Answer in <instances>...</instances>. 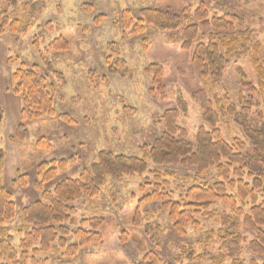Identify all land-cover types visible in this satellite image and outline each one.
Masks as SVG:
<instances>
[{
    "label": "rangeland",
    "instance_id": "obj_1",
    "mask_svg": "<svg viewBox=\"0 0 264 264\" xmlns=\"http://www.w3.org/2000/svg\"><path fill=\"white\" fill-rule=\"evenodd\" d=\"M12 1L0 0V11L9 6L10 16L15 13L16 17H25L27 0H20L17 6L11 5ZM44 1L45 10L30 21L27 34L8 32L0 36V107L4 111L0 125V150L4 153L0 162V188L13 193L18 208L13 222L0 225V236H12L19 255L24 234L32 230L23 220L22 211L41 199L36 189L40 164L74 159L66 172H60L55 180L44 185L46 190H53L61 180L77 179L102 151L140 158V148L152 145L162 133V117L168 110L180 111L177 124L195 144L202 127L210 130L203 119L197 96L200 92L208 96L219 113L231 104L240 111L245 98H250V84L258 91L255 98L264 113V90L259 86L254 66L259 58L264 67V0ZM202 4L211 16L238 17L231 33L240 35L239 44L243 43V47L237 46L231 53L223 80L217 83L200 78L193 69L192 52L182 49L179 32L161 33L147 26L141 35L124 38L118 23L124 10L137 19L140 10L154 8L178 15L189 10L190 24ZM100 16L106 19L96 25L95 19ZM60 37L69 42V51L50 50L54 40ZM201 38L199 41L207 42ZM111 55L113 59L119 56L126 61V72H111L107 64ZM34 66L55 89L56 115L27 122L29 138L19 142L13 139L25 103L15 93L13 73ZM157 67L162 72L161 91L152 82ZM243 76L247 83L243 82ZM220 118L219 129L224 140L246 142L234 119L223 113ZM219 183L224 180L219 178L217 168L200 174L195 169L156 168L151 163L149 172L143 176L126 177L121 182L109 179L99 194L83 196L71 204L76 214L62 225L69 230L67 248H59L56 243L54 249L41 253L35 261L30 259L33 257L30 252L27 264H140L148 253H156L167 264H250L254 258L262 263L264 259L249 249L255 234L244 225L243 216L235 231L243 238L239 262L229 257L222 260L227 254L221 217L236 216L225 203L212 206L214 218L206 212L196 214L198 227L190 226L183 233L175 230L164 202L155 198L142 204L155 191L166 193L173 203H180L192 187H212ZM227 191L236 197V191L228 188ZM258 200L259 204L263 203L264 196L258 194ZM237 205L247 215L253 207L251 201L243 204L237 200ZM91 219L102 220L97 231L102 242L81 247L76 233L91 230L86 224ZM211 232L214 235L208 240ZM120 238L125 241H118ZM73 246L77 248L68 251ZM6 262L3 259L0 264Z\"/></svg>",
    "mask_w": 264,
    "mask_h": 264
},
{
    "label": "trees",
    "instance_id": "obj_2",
    "mask_svg": "<svg viewBox=\"0 0 264 264\" xmlns=\"http://www.w3.org/2000/svg\"><path fill=\"white\" fill-rule=\"evenodd\" d=\"M19 1L13 0L11 5L17 6ZM36 1L34 3V0H27L24 3L23 12H27L25 17H16L15 13L10 16L9 6L3 7L0 11V36H5L8 32L27 34L30 21L41 15L46 7L44 0ZM190 13L186 9L178 15L170 11L144 8L135 19L129 10H124L119 14L118 23L123 30L124 38L141 35L147 26L161 33L179 32L182 35V49L192 52V67L199 77L210 78L216 83L221 82L231 53L238 47H243V43L239 44L240 35L237 37V33H231L238 23V17L211 16L202 4L193 15L194 22L189 24ZM105 19V16L97 17L95 24L100 25ZM201 37L207 42L199 41ZM69 49V42L62 37L54 40L50 46V50L56 53L67 52ZM110 49L113 51V48ZM257 60L254 66L258 74L259 86L264 90V67L263 64L260 65V59ZM107 64L113 73L127 71L126 61L119 56L113 59L111 55L107 59ZM158 68L152 82L161 91L162 72ZM242 80L247 83L244 76ZM13 81L16 84L15 93L21 95L25 103V108L21 112V123L16 129L13 140L24 142L29 138L27 122L41 119L43 116L56 115L54 108L56 92L37 66L30 70L16 71L13 73ZM249 86L250 98H245V105L240 111L231 104L227 109L222 108L220 112L225 117L234 119L243 131L246 142L235 139L229 143L224 140L219 129L220 113L215 110L216 107L208 96L200 92L197 96L203 111V119L210 130L202 127L196 136L195 144L189 141L187 131L177 124L181 117L180 111L168 110L162 117V133L152 145H144L140 148V158L102 151L96 162L89 169L82 171L77 179L61 180L53 190H46L44 185L55 180L60 172H66L74 159L51 160L40 164L38 167L40 179L36 182V189L40 192L41 199L22 211L23 220L32 230L24 234L19 248L21 255L13 247L12 236H0V261L6 259L7 262L3 264H27L30 252L33 256L30 259L35 261L41 253H48L52 248L54 249L56 243L59 248L66 249L69 230L62 225L76 214V209L71 207V204L83 196L93 197L99 194L109 179L121 182L126 177L147 174L150 163L156 168L195 169L200 174L217 168L218 176L224 180V183L212 187H192L180 203H173L169 195L155 191L152 196L145 197L142 204L155 198L164 202L170 210L169 218L175 230L183 233L190 226L198 227L199 222L194 217L196 214L206 212L210 218H214L212 206L218 202L225 203L233 209L236 216L221 217L222 226L226 229H223L225 231L223 236L227 254L222 260L229 257L234 262L238 261L243 238L237 236L235 231L239 229L241 216L244 217V225L255 234V239L249 244L250 251L264 259V202L259 204L258 200V194L264 196V113L260 109L258 99L255 98L258 94L257 89L250 84ZM3 119L4 111L0 107V125ZM248 145L249 148L246 147ZM3 159L4 153L0 150V162ZM155 173L161 181L160 172ZM227 188L236 191V197L229 195ZM13 198L12 192L0 188V225L13 222L18 216V208ZM237 200L243 204L252 202L250 214H245L243 209L238 207ZM86 224L91 230L82 229L76 233L79 246L100 244L102 237L97 231L102 225V220L91 219ZM213 235L214 232H211L208 240ZM118 241L125 240L120 238ZM73 248L77 247L73 246L68 251ZM140 264L167 263L156 253H148ZM250 264H264V260L259 263L258 259L254 258Z\"/></svg>",
    "mask_w": 264,
    "mask_h": 264
}]
</instances>
